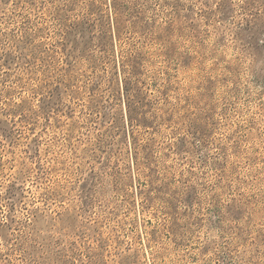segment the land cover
<instances>
[{"label": "rangeland", "instance_id": "obj_1", "mask_svg": "<svg viewBox=\"0 0 264 264\" xmlns=\"http://www.w3.org/2000/svg\"><path fill=\"white\" fill-rule=\"evenodd\" d=\"M0 264H264V0H0Z\"/></svg>", "mask_w": 264, "mask_h": 264}, {"label": "trees", "instance_id": "obj_2", "mask_svg": "<svg viewBox=\"0 0 264 264\" xmlns=\"http://www.w3.org/2000/svg\"><path fill=\"white\" fill-rule=\"evenodd\" d=\"M127 80H129V79H127Z\"/></svg>", "mask_w": 264, "mask_h": 264}]
</instances>
